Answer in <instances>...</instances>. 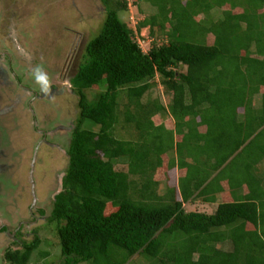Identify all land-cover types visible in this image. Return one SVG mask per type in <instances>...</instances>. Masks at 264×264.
I'll return each mask as SVG.
<instances>
[{
    "label": "trees",
    "instance_id": "1",
    "mask_svg": "<svg viewBox=\"0 0 264 264\" xmlns=\"http://www.w3.org/2000/svg\"><path fill=\"white\" fill-rule=\"evenodd\" d=\"M100 1L103 21L69 78L79 111L61 190L44 223L58 238L57 264H264V144L253 150L252 143L264 132V0H144L156 7L137 23V31L149 28L147 51L120 19L126 1ZM212 9L221 17H202ZM162 30L166 42H154ZM155 75L171 94L167 105L142 101ZM93 87L88 99L85 90ZM156 114L172 123L154 122ZM87 120L97 128H86ZM115 125L125 131L131 125L135 137H117ZM240 154L247 174L235 198L231 188L243 173L223 172ZM117 162L126 170L116 169ZM160 167L183 173L158 189ZM220 181L227 201L213 212L184 209L197 199L214 202ZM40 241L35 233L3 257L37 264L30 256ZM224 241L230 249L217 246Z\"/></svg>",
    "mask_w": 264,
    "mask_h": 264
},
{
    "label": "rangeland",
    "instance_id": "2",
    "mask_svg": "<svg viewBox=\"0 0 264 264\" xmlns=\"http://www.w3.org/2000/svg\"><path fill=\"white\" fill-rule=\"evenodd\" d=\"M1 1L0 51L10 52L12 60L11 62H6L8 60L5 61L4 58H1L0 72L6 71L8 73L6 79L10 84L6 87V90L8 91V89L12 88L13 94L18 90L17 87L19 85L16 83V78L18 80V77L21 84L27 83L30 84L31 88H36L38 84L35 83L32 74V70L36 66H40L41 68L45 66L47 70L51 67L47 73L51 75L49 80L54 86L60 87L67 79L69 80L75 73L77 63L80 60V55L83 53L87 41L97 33L105 16L100 0ZM125 1L127 7L119 11L120 19L136 31L137 42L142 50L147 51L153 43L152 37L149 34V28L145 26L137 31V23L154 13L156 7L148 2H144V0L138 4H135L134 0ZM262 11H264V7ZM205 16H210L214 20L221 17L216 9L210 10L208 15L203 14L202 17ZM10 24L12 25L8 27ZM12 36L16 38L15 43L21 45L28 54H32V56L34 55L37 58V62H35L36 60L22 62L17 59L19 57L18 54H16L18 57L14 56L13 52L15 51H12V45L14 44V41L11 40ZM47 37L49 40H47ZM212 39V35H208L206 41L211 43ZM166 40V34L162 30L154 42L165 43ZM47 41H51L52 43H47ZM52 56H54L53 59ZM56 56L60 61V65L52 64L57 59ZM178 70H185V66L178 67ZM1 75L3 73H0ZM153 83V86L143 95L142 101L159 99L163 105H167L171 101V94L161 84V76L155 75ZM1 89L3 93L4 89ZM95 90V87L85 90L88 99L93 98ZM12 92H8L7 95H11ZM124 93L121 90L118 92L120 106L127 103V97ZM259 98L260 94H256L253 98L254 101H257V104ZM7 100L5 95L2 104H5ZM32 108L35 109L36 114L42 116L46 113L45 115L51 118L47 123H43L47 118L45 116L43 122H41V127L43 125L44 129L48 130L51 128L47 138H50V141L55 143L51 145L38 143L43 137L38 139L39 135L37 136V133L33 136V119L30 113L24 110L26 109L25 106L24 108L19 106L10 115L0 113V151L5 154L0 157V163L7 165V167H4L5 169L0 171V173L2 172L0 174V225H7L8 231L12 232L16 229L19 221L25 220L20 230L17 231H20V233L17 234L16 232L14 235H4L3 233V235H0V264H11L3 257L4 252L7 249H20V242L22 240H32L35 233L41 241L31 254L30 262L37 264H57L60 262V245H58L55 229L52 227V224L48 223L45 225L44 223L45 217L49 215L52 207L53 194L60 185V176L64 173L67 166V155L65 152L69 143L71 130L78 115L77 96L73 95V93L65 92L55 94L50 99L46 98L43 101L36 100ZM160 118L164 122L166 117H159L158 114L153 116L154 122H159ZM168 119L171 120L168 117L165 121H168ZM170 122L172 123V120ZM24 123L26 124L24 125ZM84 126L90 129L97 128L96 124L88 120L84 122ZM114 134L117 137L130 139L135 137V130L131 125L128 126L126 131L115 125ZM254 139L252 142L253 150L256 149L254 143L260 142L264 144V132ZM35 151L32 180L35 183L34 192L36 193V200L31 207L33 193L30 181V169ZM253 154L252 157L254 159L256 154L254 152ZM244 157V154L237 156L234 162L223 172L224 175L232 177L240 174V172L243 173L238 178H235L234 188H231L233 190V192L231 191V195L235 198H239L244 189L240 186L242 182L239 180V178L247 174L243 171L242 161ZM163 160H166L164 156ZM260 164L263 166V169H261V173H263L264 159H261ZM203 166L199 171L205 173ZM114 167L125 171L126 163L117 162ZM251 167V172H255L254 163L251 164ZM182 173V170L176 168L170 170L167 167H160L154 175V178L160 182L158 189L175 185L178 176L182 175ZM248 180L251 182L250 179ZM220 201H225L224 197H221ZM216 206L217 203H203L199 199L183 204L184 209L187 211L196 210L207 213L213 212ZM39 209L43 210L44 215L39 212ZM30 213H33L36 217L34 222H30L32 220ZM34 229H36L35 233ZM177 238H179L178 234L176 235ZM217 246L223 249L231 248L228 241L219 242ZM39 250L41 251L39 252ZM193 257L195 259L196 255ZM134 263L131 261L129 264Z\"/></svg>",
    "mask_w": 264,
    "mask_h": 264
},
{
    "label": "clouds",
    "instance_id": "3",
    "mask_svg": "<svg viewBox=\"0 0 264 264\" xmlns=\"http://www.w3.org/2000/svg\"><path fill=\"white\" fill-rule=\"evenodd\" d=\"M75 8H76V6H75ZM47 40H49L48 39V37H47ZM47 43H52L51 41H47ZM25 50V49H24ZM26 52V51H25ZM27 53V52H26ZM28 54V53H27ZM29 55H32V54H29ZM34 56V55H33ZM53 57L54 56H52V59H53ZM31 58V57H30ZM56 60L55 61H53L52 62V64H54V65H60V61L58 60V57L56 56ZM37 58L34 56V58H31L30 59V61L32 62V61H35ZM22 62H25V61H22ZM35 62H37V60L35 61ZM36 66V65H35ZM46 67H48V66H46ZM52 67H53V65H52ZM51 68V67H50ZM49 68V69H50ZM48 69V70H49ZM47 68L45 69V66L43 67V68H41L40 66H36V68H34L33 70H32V74H33V76H34V81H35V83H37L38 85L36 86V88H31V86H29L30 84H27V83H24V85H26V86H28L29 88H31V89H33L32 90V94L35 92V97H34V95L32 96V99H31V104L29 105V104H27V99H28V97H22L24 100H23V102H19V103H16L14 106H13V108L12 109H7V111H5V112H10V113H7V114H11L12 113V111L14 112V111H16V109L20 106L21 108H24V106L26 107V109H24V110H26L27 112H29L30 113V116H32V119H33V122H32V125H33V127H34V132H33V136H34V134L35 133H37V136L39 135V137H38V139H40L41 138V136H42V134H46V138H47V136L49 135V133L48 132H45V133H43V130H44V126L42 125V127H41V122H43V119H44V117L46 116L47 117V115H45V114H43L42 116L41 115H38V114H36L37 112L35 111V109L34 108H32L33 107V103L36 101V100H41V101H43V100H46V98H48V99H50L52 96H54L55 94H62V93H73V95L75 94L74 93V90H73V86L71 85V83H69L70 82V80H66V82H64V83H62L61 85H60V87L59 86H54L52 83H51V81L49 80V78L51 77V75L50 74H48L47 73ZM4 72V71H3ZM3 72H0V73H3ZM50 73V72H49ZM8 75H5L4 73H3V77H5V79H6V77H7ZM18 80L20 81V79H19V77H18ZM2 86V88L4 89L3 91H5L6 90V85H1ZM5 87V88H4ZM40 88V89H39ZM0 91H2V89L0 90ZM18 92L19 93H21V95L22 96H24L23 94H22V90L21 89H19L18 90ZM1 93L2 92H0V111H3V109H4V107L6 106V105H10L11 104V101L10 100H12L14 97H16L18 94H15V95H11V96H9V97H7V101H6V103L5 104H2L3 103V99H4V93H3V96L1 95ZM76 95V94H75ZM31 96V95H30ZM77 96V95H76ZM11 97V98H10ZM10 98V99H9ZM78 100V99H77ZM24 106H23V105ZM79 111V110H78ZM24 112V111H23ZM78 114V113H77ZM41 116V117H40ZM14 118V117H13ZM17 121V120H16ZM43 123H47V119H46V121H44ZM26 123H24V125H25ZM50 130H51V128H49ZM46 130H48V129H46ZM33 138V137H32ZM46 140V139H45ZM39 141V140H38ZM37 142V141H36ZM45 141L43 140V139H41L38 143L39 144H42V143H44ZM50 144H52V143H55V142H49ZM45 144V143H44ZM46 145H48L47 143H46ZM38 146H40V145H38ZM59 146V145H58ZM57 146V147H58ZM34 147V146H33ZM32 147V148H33ZM8 149H7V147H6V151H7ZM1 152V151H0ZM66 153V152H65ZM35 154H36V151L34 152V154H33V158H32V160L34 159V156H35ZM0 157H1V155H0ZM33 162H34V160H33ZM3 164V163H2ZM7 164V163H6ZM33 165H34V163H33ZM5 167H6V165H5ZM32 172H33V169H32ZM64 174V173H63ZM63 174H61V176H60V179H59V182H60V185H59V187H58V189L55 191V193H57V192H59L60 190H61V183H62V177H63ZM32 178H33V175H32ZM30 181H31V185H32V182H33V186H32V193L34 192V180H32L31 178H30ZM54 193V194H55ZM36 193L34 192L33 193V201H32V204L31 205H33L34 204V202H35V200H36V195H35ZM53 194V195H54Z\"/></svg>",
    "mask_w": 264,
    "mask_h": 264
},
{
    "label": "flooded vegetation",
    "instance_id": "4",
    "mask_svg": "<svg viewBox=\"0 0 264 264\" xmlns=\"http://www.w3.org/2000/svg\"><path fill=\"white\" fill-rule=\"evenodd\" d=\"M2 1L0 0V3H1ZM12 24H10L8 27H10ZM13 31V30H12ZM11 40L12 41H14L13 43V45H12V43L10 42V44L12 45V51H15V52H13V54H14V56H16V57H18L16 54H18L19 55V57L17 58L18 60H21V61H27L28 62V60H30L31 58H34V56H32V55H29V54H27L25 51L26 50H24L22 47H21V45H19L18 43H15V41H16V38L15 37H13L12 36V38H11ZM10 52H7V51H0V60H1V58H4V60L6 61V60H8V61H6V62H11V57H12V55L10 56V54H9ZM4 54V55H3ZM15 57V58H16ZM31 57V58H30ZM16 59V60H17ZM2 64V62L0 63V65ZM1 70V69H0ZM5 75H7L8 73L6 72V71H4L3 72ZM16 83H18V87H17V89L19 90V89H21L22 90V94L24 95V96H22L21 95V93H19L18 92V90L16 91V92H14V94H13V90H12V88H10V89H8V91L7 90H5V91H3V93H4V95H6L7 97H9V96H11V95H15V94H18L16 97H14L12 100H10L11 101V104L10 105H6L5 107H4V109H3V111H0V113H4V114H6V113H10V112H5V111H7V109H12L13 108V106L16 104V103H19V102H23V98L22 97H28V99H27V104H31V102L33 101H31V99H32V96L35 94V92L32 94V90L33 89H31V88H29L28 86H26V85H23V84H21V82L19 81V80H17V78H16ZM9 81H7V79L5 80V77H3V75H1L0 76V88H2V86L1 85H6V86H9ZM17 86V85H16ZM7 91V92H6ZM0 92H2V91H0ZM8 92H12V94L11 95H7L8 94ZM3 93H1V95L3 96ZM31 95V96H30ZM34 97H35V95H34ZM11 98V97H10ZM9 98V99H10ZM14 104V105H13ZM47 121L48 120H51V118L50 117H48L47 116ZM54 121V120H53ZM50 130H46V129H44L43 130V133H45V132H49ZM41 137H43L42 139L45 141L44 143L46 144H48V145H51L49 142H52V141H50V138L48 139V138H46V134H42V136ZM49 137H51V136H49ZM41 139V138H40ZM46 139V140H45ZM0 155L1 156H4L5 154H3V152L1 151L0 152ZM1 165H0V171L2 170V169H5L4 167H5V165H3L2 163H0ZM6 167H7V165H6ZM0 174H2V172L0 173ZM36 195V194H35ZM34 205V204H33ZM33 205H31V207L33 206ZM31 209V208H30ZM31 215H32V220H30V222H34L35 220H36V217L34 216V214L33 213H30ZM25 223V220H23V221H19V223H18V225H17V227H16V229H14V231H12V232H9L8 231V227H7V225H3V224H1L0 225V235L2 234L3 235V233H4V235L6 234V235H14L18 230H20V228H21V225L22 224H24Z\"/></svg>",
    "mask_w": 264,
    "mask_h": 264
},
{
    "label": "crops",
    "instance_id": "5",
    "mask_svg": "<svg viewBox=\"0 0 264 264\" xmlns=\"http://www.w3.org/2000/svg\"><path fill=\"white\" fill-rule=\"evenodd\" d=\"M214 174H215V172H214ZM213 175V174H212ZM220 190L219 191H217V192H214V197H215V199H214V202H212V204L213 203H218V202H220V198L222 197H224V200L225 201H227L226 199H225V195H227V193H225V192H229V189H228V187L227 186H225L226 184L223 182V181H220Z\"/></svg>",
    "mask_w": 264,
    "mask_h": 264
},
{
    "label": "water",
    "instance_id": "6",
    "mask_svg": "<svg viewBox=\"0 0 264 264\" xmlns=\"http://www.w3.org/2000/svg\"><path fill=\"white\" fill-rule=\"evenodd\" d=\"M34 160V159H33ZM33 160L31 162V169H30V178L32 179V169H33ZM32 186H33V182H32ZM34 193V192H33Z\"/></svg>",
    "mask_w": 264,
    "mask_h": 264
}]
</instances>
